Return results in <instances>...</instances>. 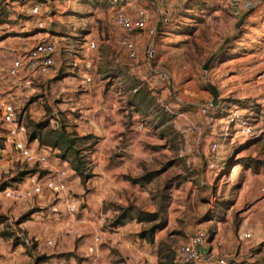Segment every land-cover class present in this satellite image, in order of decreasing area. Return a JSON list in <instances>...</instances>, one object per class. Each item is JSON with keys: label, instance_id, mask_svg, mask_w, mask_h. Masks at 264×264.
I'll list each match as a JSON object with an SVG mask.
<instances>
[{"label": "rangeland", "instance_id": "obj_1", "mask_svg": "<svg viewBox=\"0 0 264 264\" xmlns=\"http://www.w3.org/2000/svg\"><path fill=\"white\" fill-rule=\"evenodd\" d=\"M2 1L0 39L14 35L9 29L15 25L12 18L17 19L3 7ZM48 1L49 14L62 11L60 0L56 5L54 0ZM182 1L179 8L176 0H124L120 4L129 13L140 7L149 14L148 30L154 35L139 37L138 62L130 61L121 45L124 35L114 26L112 17L117 8L111 0H73L69 12L59 21L55 18L51 24L54 33L48 37H54L60 45L63 57L56 67L60 77L52 82L40 79L26 91L21 97L20 119L27 126L28 141L35 149L41 147L39 140L32 143L36 127L43 126L38 131L44 145L51 149L50 166L58 159V169L67 171L65 197L75 204L76 211L70 215L65 200L49 195L46 206L58 210L48 213L49 220L58 223L59 228L48 225L37 231V222L31 220L27 206L3 203L0 264H52L55 256L51 253L58 247H69L70 241L60 239L48 247L45 241L53 240L46 239L47 236L52 237L53 230L68 231L70 224L60 226L66 217L82 215V219H87L91 213V218H97L95 214L100 209L96 211V205L92 204L101 203L106 207L104 221L95 228L88 227V236L77 233L71 245L86 250L83 254L91 264H101L108 255L112 264H177L176 249L181 241L197 230L206 231L208 241L218 228L222 241L217 244L225 246L224 240L231 235L234 240L231 255L239 263L264 264V230L258 236L255 233V245H247L254 238L249 227L238 233L240 219L249 214L252 201L234 207L238 199L235 189L255 177L253 172L264 174V135L219 141V149L212 157L217 169L211 171L205 157L209 154L208 144L182 132L185 120H179V126L174 124V115L179 114L192 122L203 121L198 109L212 101L207 88L211 84L219 94L218 110L212 113L242 109L253 113L257 126L264 129V0ZM28 3L33 6L36 2ZM26 20L33 22L32 18ZM45 33L32 30L30 35L35 41L46 36ZM90 41L96 43L94 53L86 49ZM80 47L87 52L79 54ZM74 54L81 62L86 58L96 72L100 71L99 81L103 82L100 86L105 93L115 85L116 110L132 106L127 125L135 130L137 126H147V133L131 129L122 139H115L99 150L98 137L91 132L82 136L76 131L81 114L62 109L58 130H62L72 146L68 147L63 140L56 149L50 145L53 137L46 134L52 131L49 120L55 107L51 108L49 103L59 93H63L59 96L61 100L71 98L67 90L73 88V82L66 72H70V58ZM213 55L208 70L203 72V66ZM12 57L5 54L0 59L2 94L15 88L14 80L7 76ZM168 79L172 80V92ZM223 118V114L217 116L214 125L219 127ZM2 136L0 122V147ZM98 151L107 156L104 165L92 159ZM45 169L38 171L42 173ZM34 170L35 165L26 164L13 153L1 155L0 188L21 187L26 172ZM120 233L133 239L131 243L126 240L127 248L115 240ZM245 233L251 234V238L244 239ZM33 234L36 236L32 237ZM96 237L97 250L90 255L88 248ZM42 243L47 247H38ZM241 247L244 253L238 257L236 253ZM67 256L62 259L70 264Z\"/></svg>", "mask_w": 264, "mask_h": 264}, {"label": "built area", "instance_id": "obj_2", "mask_svg": "<svg viewBox=\"0 0 264 264\" xmlns=\"http://www.w3.org/2000/svg\"><path fill=\"white\" fill-rule=\"evenodd\" d=\"M206 0H184V2L202 3ZM228 2L227 0H216ZM124 0H111V4L115 6L113 13L114 26L124 35L121 41L122 47L128 53V59L138 62L137 53L138 40L141 35H154L148 30L149 14L143 8H138L134 14L120 8V4ZM128 2V1H127ZM9 3L5 2L6 9ZM47 6L42 2H37L33 7H23L21 14L27 18H41L35 23L34 30L46 32V23L52 24L54 20L53 14L49 15L46 11ZM44 10V12H43ZM47 21V22H46ZM87 48L91 52L97 49L96 43L90 41ZM57 50L56 42L48 36L39 41H35L30 46H23L13 53L11 64L7 70V76L14 80L15 88L6 94L0 93V122L3 126L2 146L0 147L1 155L8 156L13 153L18 159L28 165H35L37 170L28 172L24 176L23 183L19 188H0V207L5 202H9L14 206H27L32 203L35 198L44 196L48 192L51 196L65 200L66 211L73 215L76 211L75 204L65 197L67 192V171L65 169L52 168L49 163L51 149L47 146L38 148L31 147L27 134L28 128L21 121L20 114L22 106L21 97L26 93L32 85L40 79L46 78L55 68V53ZM89 64V63H88ZM87 64V65H88ZM73 68L77 64L73 63ZM91 64L86 66L89 69ZM86 83L91 81L90 77L85 79ZM214 109L211 102L206 106L198 109L201 118L208 120V112ZM53 118L49 120L52 129L59 127V112L53 111ZM224 115L223 122L219 127L213 126L211 121V129L209 132L205 130L203 121L192 122L182 117L181 114L174 115V123L179 126V120H185V124L181 127L182 132L195 135L199 143H206L209 146V154L207 158V168L211 171L217 169L212 157L219 149V141L228 142L235 139L257 138L264 135L263 127L257 126V120L252 113H248L242 109H229L222 112ZM220 114V115H222ZM178 121V123H177ZM142 129V125L140 126ZM180 129V128H179ZM36 142V140L32 141ZM46 168V173H41L38 168ZM50 212L58 213L55 206H51ZM244 239H250V234H243ZM24 243L27 240L21 237ZM207 242V233L204 230H197L189 234L181 241L176 249L177 264H239L236 259L223 254L209 251L204 246ZM99 238L96 237L88 248L90 255L97 250ZM48 247H53L51 240H46ZM54 264H68L63 259L56 260Z\"/></svg>", "mask_w": 264, "mask_h": 264}, {"label": "crops", "instance_id": "obj_3", "mask_svg": "<svg viewBox=\"0 0 264 264\" xmlns=\"http://www.w3.org/2000/svg\"><path fill=\"white\" fill-rule=\"evenodd\" d=\"M29 1L30 0H3L2 1L4 8H6L5 2L9 3V5L7 6L8 7L7 11H9L13 15V17H17V19L12 18V19H15V25L9 29L10 32H14V35L12 36L6 35V37H3L0 39V52H2V54L0 53V59L5 54H9L10 56H13V53L19 50L23 46L32 45L31 41H33V37L30 34L32 33V30H34L35 23L39 19L37 17L32 18L31 21L33 22L29 23V21H27L24 18V16L21 14V9L23 7H33L37 2H42L43 4H45V6H47L49 1L48 0H34V2L36 3H34L33 6H29V3H28ZM60 1L62 2V6L60 7L62 11L60 12L56 11V13L54 12L53 14L54 18L52 19L54 21H55V18H58L57 21H59L61 16L65 15V13H68L71 1L73 3V0H68V1L60 0ZM212 1H216V0H212ZM57 2L58 0L56 1L54 0L53 4L56 5ZM181 2L183 1L176 0L177 6H178L177 8H179V5L181 4ZM55 8L58 9V6H56ZM45 10L49 11L48 9H45ZM134 12L133 13L130 12V13L134 14ZM46 27H47V32H48L46 36H49V34L54 33L53 29L51 28L52 25L50 23L47 22ZM6 28H8V26H6ZM38 34L41 36L44 33H38ZM145 35H141V36L144 37ZM46 36H43L42 38L35 40V41H39ZM50 39L55 41L56 46H57V50L55 53L56 65H55L54 70L46 78L42 80H45V81L49 80L52 82L58 79L57 77H60V75H58L59 69L57 70L56 67H57V62L59 61V58L63 56L59 49V46H60L59 43L55 40L54 37H50ZM35 41H33V43ZM86 49L88 50L87 46H86ZM85 50L83 47H80V51L78 53L80 54L82 51H85ZM64 59L67 61V55H64ZM70 60H71L70 72H66V73L69 75L71 74V77H72L71 80L73 82L72 83L73 88L67 90L68 93H71V98L67 101L61 100L59 96H62L63 93H59L57 94L56 98H52L53 100L50 103L49 102L48 103L51 108L53 107L58 108V110L57 109L55 110V108L54 110L59 112L60 114L62 113L61 111H63L62 109H66L72 113H74L75 111H78V113L81 114V116L79 117L81 121H79L76 127V131L82 136H86V134H89L90 132L93 133L95 137H98L100 139V143H99L100 144L99 150H100L102 146H104L105 144H109L115 139H122L124 134L131 131V129H134L130 124L127 125V121L129 117L128 116L129 109L131 111L132 106H130L131 108L122 107L120 108V110H116L117 105H118V102H117L118 96L115 94V91H113V89L115 88V85L111 86L110 90L106 91L107 93H105V91H103L102 87L100 86V84L103 83L99 81V76L101 75L99 73L100 71L96 72V68L91 67V66L89 69L86 68V66H88L91 63L90 61H86V58H84V61L81 62L78 59L77 55L75 54L72 58H70ZM73 63L77 64L75 68H73L72 66ZM87 77H90L91 79L89 83H86L85 81ZM116 85L118 84L116 83ZM87 104L89 106H87ZM212 112H216V110L214 109L209 110L208 120L200 117V119H202L203 122L205 123L206 132H209L211 129L210 128L211 121H212L213 126H215L214 122L217 120L216 119L217 116H219L218 113H212ZM85 121H87L88 123H85ZM140 126H137L136 130H138V132L147 133L148 127L146 126L145 128L142 127V129H140ZM136 130L134 129V131ZM94 155L95 156H93L92 159L94 160L96 159V162L98 164L102 162L104 165V158H106L107 156L104 154H101L99 151L96 152V154ZM57 161L58 159H55V162H53V166L51 165V167L58 168L59 162ZM63 165H67V163L64 162ZM100 166L101 165H99L98 167ZM44 171L45 172H42V173L47 172L46 169ZM253 173L255 177L249 178L248 182L243 183L242 186L240 185L235 189L238 193V199L235 202L234 207L236 206L242 207L245 203L252 201L249 214H246L240 219L241 221L239 224V231H238L240 235L245 232L244 230H246V228L249 227L250 231L253 232L254 238L247 245H252V244L255 245L254 244L255 238H256L255 233L258 236V234L264 230V192H261L262 189L264 190V174H262L260 171L256 174L255 172ZM49 195L50 194L46 192L44 196H39L35 198V200L32 203L27 205L29 212L31 214V220L34 223L37 222L35 223L37 224V227H36L37 231H42L43 229L48 227V225H51L52 227L56 226V228H59L57 226L58 223L52 222L49 220L50 216L48 213L51 214V212H50L48 205L46 206V204H48L50 201L48 199ZM93 206L95 207L96 211L97 209H100V211L97 212V215L95 214L97 218L95 219L91 218V213L88 214L89 216L87 219H82L81 218L82 215H80V218H75L72 216L71 218L66 217L61 222L60 226H63V224L64 225L70 224L69 230L68 231H64L62 229L53 230L54 235L52 237L47 236L46 239H52L54 245L57 242H59L60 239L62 240L66 239L70 241L69 247L67 248L58 247L55 252L51 253V256H55L53 258L52 264H54L56 260L64 258L65 255H68L67 257L69 259L70 264H91L92 263V261L88 260L86 255L83 254L86 252V250L85 252H83L84 251L83 249L82 251L80 249L74 248L73 246L71 248V245L73 244L74 239L77 237V233L81 232L82 235L88 236L89 235V233L87 232L88 227L95 228L104 221L103 214L106 209L104 204L102 203L92 204V207ZM240 210L241 208L239 209V211ZM65 230L67 229L65 228ZM35 236L36 235L34 234L32 235V237H35ZM116 236L117 238L115 240L122 242L121 244H123L125 248L128 247V245L126 244V240H129L130 243H131V240H133V239H130L129 236L122 234V233L116 234ZM44 237H46V235H44ZM231 237L232 236L229 235L228 239L224 240L225 246L222 247L221 245H218L217 242L222 241L221 230L220 228H218V230L213 235V238H210L206 242L204 247L208 249L209 251L234 258L233 255H231V251L234 250V247H233L234 240L230 239ZM40 238H43V237H40ZM42 246L47 247L43 243L39 244L38 247H42ZM243 253H244V250H242V247H241V249L238 250L236 254L238 257H241L243 256ZM110 258H111L110 255L104 257L103 260H101L102 261L101 264H112ZM134 258H137V257H134ZM126 259H130V258L126 257ZM239 264H243V263H239Z\"/></svg>", "mask_w": 264, "mask_h": 264}, {"label": "trees", "instance_id": "obj_4", "mask_svg": "<svg viewBox=\"0 0 264 264\" xmlns=\"http://www.w3.org/2000/svg\"><path fill=\"white\" fill-rule=\"evenodd\" d=\"M214 110H218V107L214 108ZM218 115H220V112ZM40 128H43V126H37L36 127V131H35L36 136L32 140H39L41 146H46V145H44L45 142L43 141V139L41 137V133L38 131V129H40ZM58 129H59V127L56 129H52V131H50L49 133L46 134V137H48V136L53 137V141L50 143V145L56 149L60 146V140H63L66 144H68V147L71 148L72 142L69 140H65L66 138L64 136V133L62 132V130H58ZM28 172H32V171H28ZM28 172H26V174Z\"/></svg>", "mask_w": 264, "mask_h": 264}, {"label": "water", "instance_id": "obj_5", "mask_svg": "<svg viewBox=\"0 0 264 264\" xmlns=\"http://www.w3.org/2000/svg\"><path fill=\"white\" fill-rule=\"evenodd\" d=\"M244 17H245V15L240 19V21L238 22V24H237L236 27H238V26L242 23ZM214 58H215V55L211 56V57L207 60V62H206L205 65L203 66V69H202L203 72H205V71L208 70L210 63L213 61ZM168 82H169V89H170V91H172V90H173V89H172V80H171V79H168ZM207 88H208V90L210 91V93H211V95H212L211 106L214 108V107H216V105H217V103H218V97H219V94H218L217 88H216L215 86L211 85V84H209V85L207 86Z\"/></svg>", "mask_w": 264, "mask_h": 264}]
</instances>
